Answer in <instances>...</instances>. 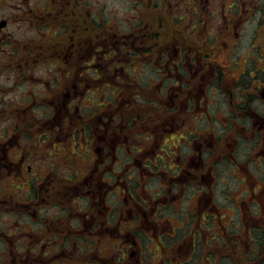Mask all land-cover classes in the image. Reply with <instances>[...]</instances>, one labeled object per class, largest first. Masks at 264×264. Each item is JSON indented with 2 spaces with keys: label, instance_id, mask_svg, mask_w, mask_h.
<instances>
[{
  "label": "clouds",
  "instance_id": "9594fccd",
  "mask_svg": "<svg viewBox=\"0 0 264 264\" xmlns=\"http://www.w3.org/2000/svg\"><path fill=\"white\" fill-rule=\"evenodd\" d=\"M0 264H264V0H0Z\"/></svg>",
  "mask_w": 264,
  "mask_h": 264
}]
</instances>
